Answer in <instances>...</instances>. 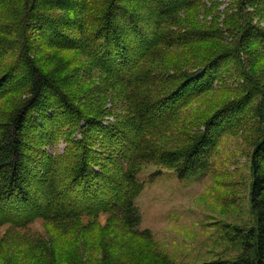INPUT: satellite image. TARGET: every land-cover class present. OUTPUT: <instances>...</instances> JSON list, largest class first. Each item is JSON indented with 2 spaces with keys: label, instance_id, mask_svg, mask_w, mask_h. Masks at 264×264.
<instances>
[{
  "label": "trees",
  "instance_id": "trees-1",
  "mask_svg": "<svg viewBox=\"0 0 264 264\" xmlns=\"http://www.w3.org/2000/svg\"><path fill=\"white\" fill-rule=\"evenodd\" d=\"M106 1L99 19L103 23L93 28L89 26L91 0H0V58L14 53L11 47L15 46L19 53L12 67L25 73L23 79L11 82L7 90L2 89L6 72L0 75V99L15 90L19 81L26 90L22 101L0 123V227L13 224L25 230L43 219L56 227L69 228L84 216L95 218L105 211L118 217L121 228L128 233L148 236L149 230L139 229L141 213L136 205L144 190L139 180L141 166L157 164L172 170L179 180L199 175L210 169L221 137L233 127L241 128L245 122L251 102L238 108L227 109L225 105L208 118L207 124L183 150L175 151L169 146L161 149L150 144L144 137L145 131L158 121L164 126L175 117V105L190 95L189 83L199 73H187L181 82L167 90L165 86L171 77L164 78L135 63L144 41L155 44L158 38L167 47H184L217 36L214 30L200 31L199 23L183 34L177 30H174L177 33L155 30L162 20L175 25V17L186 7L183 0ZM145 1L150 4L144 6ZM187 5L194 6L192 10L197 15L211 13L212 9L203 0H191ZM253 8L255 14L264 18V0H233L223 13L222 23H227L233 34L236 32L235 37L239 35L234 45L243 51V46L248 45L245 42L254 43L250 45L257 53L249 58L264 61V29L253 25ZM151 18L154 20L149 27ZM136 30L141 37L134 35ZM32 33L43 38L52 49L78 50L80 46L95 55L100 65L108 64L110 72L125 74L126 77L117 78L116 82L128 90L121 94L134 114L131 121L136 122L134 128L106 123L100 116L81 118L70 97L40 71L32 55L34 49L30 47ZM4 39L12 42L9 49L1 50L6 44ZM252 64L250 73L255 79H252V95L258 97L253 114L264 123V72L254 70ZM207 68L202 69L201 76ZM205 85L208 84L205 82ZM223 109L227 110L218 114ZM83 123L94 127H83ZM60 142L66 145L62 153L48 151L49 148L56 150ZM252 143L250 196L255 225L247 232L234 229V237L229 238L241 244L242 252L237 259H218L204 264H264V127L259 128ZM72 191L76 192L73 197ZM73 257L77 261L65 256L48 264L124 263L107 250H102L101 257L90 259L91 262H84L78 254ZM39 258L37 254L33 264H41ZM154 259L155 262L141 256L136 264H171L160 256Z\"/></svg>",
  "mask_w": 264,
  "mask_h": 264
},
{
  "label": "rangeland",
  "instance_id": "rangeland-1",
  "mask_svg": "<svg viewBox=\"0 0 264 264\" xmlns=\"http://www.w3.org/2000/svg\"><path fill=\"white\" fill-rule=\"evenodd\" d=\"M190 1L183 0L186 7L175 17V25L162 20L156 24L155 30L183 34L192 31L193 25L199 23L200 31L214 30L217 38L188 43L184 47H167L158 38L155 44L144 41L139 55L135 56V63L153 73H160L164 78L171 77L165 86L167 90L181 82L187 73H199L189 83L192 87L190 95L184 102L180 101L182 104L175 105V117L164 126L158 121L156 126L145 131L144 137L155 147L166 149L165 146H169L175 151L183 150L219 109L225 105L227 109L238 108L251 102L244 124L241 128L233 127L221 137L210 169L199 175L179 180L172 170L157 164L141 166L139 180L144 184V190L136 199L141 213L139 229L149 230L150 235L141 237L140 232L137 235L128 233L121 228L118 217L105 211L95 218L84 216L69 228L56 227L43 219L33 222L25 230L6 224L0 227V264H33L37 254L41 264L54 263L57 257L65 256L77 261L73 257L77 254L84 262H91L90 259L101 257L102 250L109 251L123 264H136L141 256H147L154 262V258L160 256L171 264H204L218 259L235 260L241 254V244L233 243L229 238L234 237V229L247 232L255 225L250 196L252 142L264 123L263 119L253 114L258 97L256 99L252 95L254 77L250 66L254 62V70L264 72V61L249 58L256 52L250 45L254 43L245 42L248 45L243 46V51L234 45L239 35L235 37L236 32L233 34L227 23H222L223 13L233 0H203L212 9L211 13L200 15L193 12L194 6L187 5ZM106 2L91 0L89 26L96 28L103 23L99 19ZM145 2L144 6L150 4ZM251 12H254L253 25L264 29V18L255 14L254 8ZM153 20L148 21L149 27ZM133 33L141 37L137 30ZM35 34L32 33L30 47L34 49L32 55L36 64L70 97L81 118L100 116L105 118L106 123H119L125 129L128 126L134 128L136 122L131 123L134 114L121 94V91L128 90L125 85L116 82L117 78L126 77L125 74L110 72L108 64L100 65L95 55L83 51L80 46L78 50L52 49ZM4 40L6 44L1 50L9 49L12 42L11 39ZM11 48L14 53L0 58V75L6 72L2 81L3 90L25 75L22 69L12 67L17 61L19 49L15 46ZM207 66L209 69L201 76L200 72ZM25 94L26 90L19 81L15 90L0 99V123L7 119ZM227 109L218 114L222 115ZM166 110L164 108L165 113ZM82 126L91 128L93 125L83 123ZM65 148V143L60 142L56 150L49 148L48 151L62 153ZM158 172L161 173L156 175ZM70 193L71 197L76 195L74 191ZM32 251L35 253L32 254Z\"/></svg>",
  "mask_w": 264,
  "mask_h": 264
},
{
  "label": "bare ground",
  "instance_id": "bare-ground-1",
  "mask_svg": "<svg viewBox=\"0 0 264 264\" xmlns=\"http://www.w3.org/2000/svg\"><path fill=\"white\" fill-rule=\"evenodd\" d=\"M119 54V53H118ZM33 132V131H32Z\"/></svg>",
  "mask_w": 264,
  "mask_h": 264
}]
</instances>
